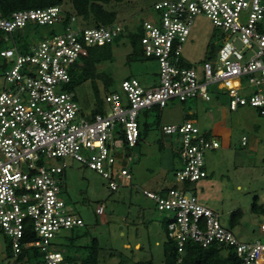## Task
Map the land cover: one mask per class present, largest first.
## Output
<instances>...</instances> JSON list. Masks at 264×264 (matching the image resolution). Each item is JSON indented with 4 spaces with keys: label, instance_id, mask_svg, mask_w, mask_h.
I'll return each mask as SVG.
<instances>
[{
    "label": "built area",
    "instance_id": "built-area-1",
    "mask_svg": "<svg viewBox=\"0 0 264 264\" xmlns=\"http://www.w3.org/2000/svg\"><path fill=\"white\" fill-rule=\"evenodd\" d=\"M63 17L60 7L0 16L2 43H12V48L0 49L4 81L0 91V236L9 241L12 256L37 252L40 257L34 264H81L51 249L58 234L85 225L61 197L65 165L51 166L49 159L69 158L94 170L114 192L131 184L126 166L128 152L139 140L141 110L156 107L161 111L172 100L210 102L214 93L209 88L214 85L225 91L230 112L246 107L264 110V0L156 3L153 14L141 23L140 46L142 54L158 65V85L146 89L138 80L126 78L120 85L122 94L107 95V109L86 116L80 114L68 89L71 72L82 66L80 60L91 47L111 44L123 31L117 23L74 28L76 18L71 17L62 30L26 50L13 40L14 32L28 24L58 27ZM200 18L222 31L227 41L218 48L214 64L203 61L197 70L183 54ZM162 131L179 142L181 166L174 177L183 186L142 193L167 215V238L179 251L187 242L204 249L223 245L231 249L238 264H264L262 240L240 241L221 225L216 212L185 188L207 177L204 157L220 147L217 138L191 120L167 125ZM246 143L242 137L241 145ZM103 213L104 207L98 206L95 214Z\"/></svg>",
    "mask_w": 264,
    "mask_h": 264
},
{
    "label": "rangeland",
    "instance_id": "rangeland-1",
    "mask_svg": "<svg viewBox=\"0 0 264 264\" xmlns=\"http://www.w3.org/2000/svg\"><path fill=\"white\" fill-rule=\"evenodd\" d=\"M162 1L129 0L104 6L116 14L115 22L122 27L123 38L104 51L103 59L95 65L96 77L72 83L70 88L80 114H93L97 106L107 109V95L111 92L122 94L120 85L126 78L138 80L146 89L158 85L155 60L142 55L136 61L128 62L127 56L132 52L128 35L142 34L141 23L153 14V6ZM60 9L63 14L73 12L69 0H64ZM92 26L93 23H83L78 17L73 23L74 28ZM48 34L49 28L43 26L37 35L30 34L24 41L35 45ZM13 38L16 45L22 48L23 36L20 38L22 41ZM225 41L227 39L222 31L200 18L195 22L183 55L198 70L210 53H213L211 62L214 64L218 48ZM6 47L12 48L11 41L6 45L0 44V49ZM80 62L82 64V60ZM1 72L0 69V91L4 84ZM76 74L80 77L81 66L77 67ZM97 75L109 78L111 85L106 86ZM93 83L98 89L100 103L96 100ZM209 90L214 93L210 102L193 99L183 104L172 100L161 111L153 107L139 112L141 142L128 152L130 162L126 166L130 170V186L112 192L107 187V181L94 170L69 158L49 159L51 166L65 165L61 175V197L85 225L74 232L58 234L56 244L51 248L53 251H59L64 256L84 257L86 250L78 247L89 245L92 239H96L99 244L98 264H131L148 260L162 264L163 248L168 240L167 215L158 211L154 201L145 197L142 191L158 193L164 187L182 188L183 185L176 183L174 177L180 168L179 142L174 136L165 135L162 128L180 124L187 118L194 120L204 133H218L220 147L205 154L208 176L186 185V189L195 194L201 205L216 212L226 229H231L232 215L241 212V220L233 229L240 241L264 240V233L261 232L264 226V117L258 116L259 109L256 108L246 107L230 112L226 106L225 91L218 90L217 85ZM188 113L193 115L188 117ZM242 137L247 139L245 146L241 145ZM255 202L256 209L253 210ZM98 206L104 207L101 216L95 214ZM8 244L9 241L5 242L0 236V264H31L26 258L21 260L12 256Z\"/></svg>",
    "mask_w": 264,
    "mask_h": 264
},
{
    "label": "trees",
    "instance_id": "trees-1",
    "mask_svg": "<svg viewBox=\"0 0 264 264\" xmlns=\"http://www.w3.org/2000/svg\"><path fill=\"white\" fill-rule=\"evenodd\" d=\"M73 12H66L64 14L62 23L58 27H49V36L56 34L58 31L62 30L70 21L71 17L80 18L83 23H93L92 27L100 26H110L115 24L116 14L112 11H108L104 8L105 5L110 3H122L129 0H69ZM64 0H0V16L7 18L11 13L16 11L31 10V9H47L50 7H62ZM41 26L36 24H28L23 30H18L14 33L16 39L22 41L20 38L23 36V50L28 48L29 43L24 41L25 37L30 34H38V31ZM87 27V28H92ZM2 34L0 33V44L2 43ZM123 37L115 40L111 44L118 43ZM141 34H129L128 40L132 48V52L127 56L128 62H133L138 59V56H142V50L138 48L140 44ZM15 39V38H13ZM15 41V40H14ZM111 44L104 46L91 47L88 50L86 57H83L82 66H81V75L80 77L76 74L77 67L71 72V83L68 86V89L71 90L72 83L76 80L79 82L80 79H88L96 77L95 75V65L103 59V53L108 49ZM142 58V57H141ZM213 58V53H210L204 61L211 60ZM142 60V59H140ZM2 64L0 63V68ZM3 67V66H2ZM98 76V75H97ZM98 78H102L106 86H110L111 82L109 78L102 77L101 75ZM77 81V82H78ZM93 91L96 96V100L100 103L99 92L96 85L93 83ZM103 109L100 106H97L95 112L101 113ZM259 117H264V110H257ZM141 142V133L139 134V140L136 145L139 146ZM135 147V148H136ZM134 148V149H135ZM186 188V185H185ZM163 193V192H162ZM256 202L253 205V210L256 209ZM262 212L264 210L262 209ZM241 212H235L232 215L230 222V228L233 229L239 224L241 220ZM75 229L70 230L69 232H74ZM86 234V233H84ZM83 248L86 250V255L83 257H71L65 256V259L71 263L80 262L81 264H98V249L99 244L96 239H92L89 245L78 247V249ZM40 255L37 252L29 253L28 251L23 252L20 258L21 260L26 258L31 264H34L39 261ZM163 257L164 261L162 264H238L237 258L232 253L231 249L225 248L223 245H211L210 247L204 249L194 243L187 242L181 251L178 250L176 244L171 240H167L163 248ZM131 264H154L151 260L143 262H133Z\"/></svg>",
    "mask_w": 264,
    "mask_h": 264
},
{
    "label": "crops",
    "instance_id": "crops-1",
    "mask_svg": "<svg viewBox=\"0 0 264 264\" xmlns=\"http://www.w3.org/2000/svg\"><path fill=\"white\" fill-rule=\"evenodd\" d=\"M186 103V102H185ZM184 104V103H183ZM188 117H191L193 114L192 113H188V114H186ZM185 120H191V119H189V118H187V119H185ZM184 120V121H185ZM191 121H194V120H191ZM214 137H218V133H211ZM180 166H181V163H180ZM207 176H208V174H207ZM169 189H171V188H161L160 189V191L158 192V193H164V192H166V191H168Z\"/></svg>",
    "mask_w": 264,
    "mask_h": 264
},
{
    "label": "water",
    "instance_id": "water-1",
    "mask_svg": "<svg viewBox=\"0 0 264 264\" xmlns=\"http://www.w3.org/2000/svg\"><path fill=\"white\" fill-rule=\"evenodd\" d=\"M262 243H264V240H262Z\"/></svg>",
    "mask_w": 264,
    "mask_h": 264
}]
</instances>
